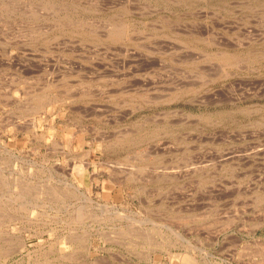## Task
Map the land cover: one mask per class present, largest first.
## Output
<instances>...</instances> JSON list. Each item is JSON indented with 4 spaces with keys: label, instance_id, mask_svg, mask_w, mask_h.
Wrapping results in <instances>:
<instances>
[{
    "label": "rangeland",
    "instance_id": "374dc122",
    "mask_svg": "<svg viewBox=\"0 0 264 264\" xmlns=\"http://www.w3.org/2000/svg\"><path fill=\"white\" fill-rule=\"evenodd\" d=\"M0 178V264H264V0H0Z\"/></svg>",
    "mask_w": 264,
    "mask_h": 264
},
{
    "label": "bare ground",
    "instance_id": "6f19581e",
    "mask_svg": "<svg viewBox=\"0 0 264 264\" xmlns=\"http://www.w3.org/2000/svg\"><path fill=\"white\" fill-rule=\"evenodd\" d=\"M119 27V26H118ZM117 30H118V28H117ZM114 31H115V29H114ZM122 31V30H121ZM124 32V31H123ZM115 34V36H119V34H120V31L118 30L117 32H114ZM113 35V34H112ZM113 35V36H114ZM123 37V36H122ZM226 52V51H225ZM224 52V53H225ZM227 53V52H226ZM48 101V100H47ZM40 103V102H39ZM49 103V102H48ZM10 158V157H9ZM10 167V166H9ZM31 169V168H30ZM2 174V173H1ZM51 178V177H50ZM1 179V178H0ZM2 181V180H1ZM2 183V182H1ZM3 184V183H2ZM40 185V184H39ZM73 186V185H72ZM47 187H49V186H47ZM51 187V186H50ZM15 190V189H14ZM27 193V192H26ZM39 193V192H38ZM46 193V192H45ZM50 193V192H49ZM54 194V193H53ZM34 196V195H33ZM54 196V195H53ZM25 198V197H24ZM11 199V198H10ZM12 200V199H11ZM7 202V201H6ZM24 204V203H23ZM26 204V203H25ZM38 204V203H37ZM39 205V204H38ZM68 207V206H67ZM57 209V208H56ZM66 209V208H65ZM61 210V209H60ZM105 212V211H104ZM84 214V213H83ZM123 215V214H122ZM1 223V222H0ZM154 223V222H153ZM168 228H170V227H168ZM141 230H142V228H141ZM140 231V230H139ZM175 231V230H174ZM1 232V231H0ZM5 233V232H4ZM143 233V232H142ZM144 236V235H143ZM148 236H149V234H148ZM4 238V237H3ZM145 238V237H144ZM155 238V237H154ZM146 239H147V237H146ZM149 239V238H148ZM2 240V239H1ZM149 241V240H148ZM150 243V242H149ZM14 244V243H13ZM40 262V261H39Z\"/></svg>",
    "mask_w": 264,
    "mask_h": 264
}]
</instances>
